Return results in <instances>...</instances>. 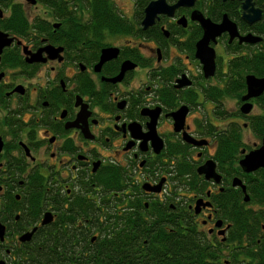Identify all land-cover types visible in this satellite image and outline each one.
<instances>
[{
	"label": "flooded vegetation",
	"instance_id": "1",
	"mask_svg": "<svg viewBox=\"0 0 264 264\" xmlns=\"http://www.w3.org/2000/svg\"><path fill=\"white\" fill-rule=\"evenodd\" d=\"M129 1L127 14L116 0L102 10L99 0H0V264H27L31 246L38 241L46 250L43 242L57 227L73 239V252L89 254L95 238H110L112 221L123 227L120 214L135 205L143 230L149 220L156 227L159 209L172 224L181 208L196 231L219 243L214 263L229 260L236 242L227 241L230 224L215 200L228 191L231 203L238 192L248 203L264 171L239 166L264 134L252 126L264 114V90L241 99L245 76L264 77V62L262 75L233 67L252 66L256 53L264 57V0H249L248 10L244 0H194L157 14L146 28L143 10L152 0ZM107 3L129 31L96 23L97 13L110 11ZM195 14L213 24L224 19L235 32L207 39L211 75L195 57L203 35ZM104 48L112 49L98 64ZM239 74L244 88L228 92L225 83ZM244 103L251 105L247 113L240 111ZM244 128L257 141L246 144ZM208 160L218 182L197 171ZM260 230L263 236L264 223ZM137 238L138 253H153Z\"/></svg>",
	"mask_w": 264,
	"mask_h": 264
},
{
	"label": "trees",
	"instance_id": "2",
	"mask_svg": "<svg viewBox=\"0 0 264 264\" xmlns=\"http://www.w3.org/2000/svg\"><path fill=\"white\" fill-rule=\"evenodd\" d=\"M99 1L102 3H99V6L96 5L97 8L102 5L107 6L106 0ZM145 3L146 1H142L141 7ZM108 6L110 7L109 12L97 13L96 23H99L100 27L125 24V29L128 30V23L117 15L112 5L108 4ZM139 9L137 8L136 11L140 13ZM101 16L108 17L109 21L101 23L103 20ZM116 30L118 29H112L113 32ZM253 56L252 66L238 63L233 67L247 68V71L262 75L261 64L264 62V57L261 53H256ZM224 88L226 90L228 88L230 91H227L231 93L241 91L244 88L241 74L233 76L229 82L225 83ZM252 120H256L252 125L254 130L260 133L264 132V114ZM258 177L257 182L252 183L259 186L258 190H249L251 198L248 203L241 201L239 192L237 200H233L232 203V192L228 191L220 193L218 200H215L216 207L220 210V217L230 224L227 241L236 242L229 249L230 256L227 264H264V235L260 236L262 232L260 224L264 223V211L259 208L252 209L251 205L255 202L264 204V171L259 173ZM255 192L262 195L260 200L254 199ZM140 209L135 205L130 212L120 214L125 218L123 227H120L119 221L114 219L112 222L117 228L112 231V236L105 238L101 234L100 237H96L91 245L93 249L89 254L82 255L73 252L72 249L76 248L71 245L73 239L67 232L57 227L52 234L47 235V239L43 242L42 247L46 250L40 252L37 248L39 247L37 241L36 245L31 246L30 253L22 261L27 264H215L213 261L216 257L214 249L220 248L219 243L213 244L212 241L196 231L189 222L187 213L181 208L174 212L172 224L162 221V218H167L168 214L167 211L159 209L157 224H154L156 227L152 226L150 224L152 220H149V224L146 223L144 230V223L138 219ZM95 226L97 225L95 224ZM138 236L144 239L143 246L148 247V250L153 253L149 252L148 254L145 251L138 253L135 250L140 243ZM244 238H247V246L242 244ZM255 238H259V240L256 242ZM122 250H128V252H122ZM222 264H225L224 261Z\"/></svg>",
	"mask_w": 264,
	"mask_h": 264
},
{
	"label": "water",
	"instance_id": "3",
	"mask_svg": "<svg viewBox=\"0 0 264 264\" xmlns=\"http://www.w3.org/2000/svg\"><path fill=\"white\" fill-rule=\"evenodd\" d=\"M194 0H177L174 4L168 5L166 4L165 0H152L146 4L143 10V18L141 20V25L143 28L148 27L152 24L154 18L157 14H166L171 15L172 11L178 7V6H192ZM247 6H250L249 0H244V3L242 4V8L244 10H248ZM250 11L252 9L250 8ZM195 12V11H194ZM255 16V14H254ZM195 18L200 24L201 28L203 29V35L200 40L196 42V48H195V57H197L200 62L203 64V69L205 70L206 75H211L213 72V52L210 48L207 47V39L215 34L219 33L222 30H225L226 28L230 30V34L234 35L235 32H233L232 28H228L226 26L227 22L225 23L223 19V23L219 24H213L208 19L203 18L200 14H195ZM257 18V15L255 16ZM245 41H257L258 38H249L248 36L241 38ZM112 48H104L101 50V54L99 57V63L106 60L109 55L108 52ZM115 54V53H113ZM127 63V62H126ZM116 77L114 78V80ZM245 87L246 92L241 97L242 100L246 101L248 98L257 96L260 92L264 90V77H256L252 74H247L245 76ZM250 104L244 103L240 106V111L242 113H247L250 110ZM239 166L244 171H251L256 168H264V134L261 137V143L259 147L250 150L244 156L239 160ZM198 173L203 174L204 178L206 179H212L214 182L219 181V175L214 172L213 163L208 160L206 161L202 166L198 168ZM232 185H239L240 189L244 193V186L241 184V182L233 178L232 179ZM244 201L247 200V196L244 195Z\"/></svg>",
	"mask_w": 264,
	"mask_h": 264
},
{
	"label": "rangeland",
	"instance_id": "4",
	"mask_svg": "<svg viewBox=\"0 0 264 264\" xmlns=\"http://www.w3.org/2000/svg\"><path fill=\"white\" fill-rule=\"evenodd\" d=\"M116 1H120V0H116ZM121 2V1H120ZM119 2V5H122V9L127 13V14H129V12H130V10H131V5H130V1L129 0H122V2L120 3ZM125 6H124V5ZM233 102H230V103H228V104H232ZM257 112V109H254V110H252L251 112ZM241 136H242V140L246 143V144H248V145H251V143L253 142V141H257L256 139H255V136L249 131V129H247V128H244V129H241ZM263 209H264V207H263Z\"/></svg>",
	"mask_w": 264,
	"mask_h": 264
}]
</instances>
